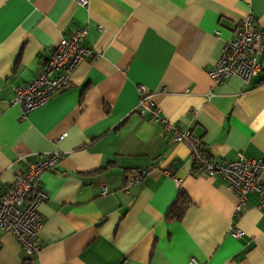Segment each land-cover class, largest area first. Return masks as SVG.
I'll return each instance as SVG.
<instances>
[{
	"label": "crops",
	"instance_id": "0c3cea01",
	"mask_svg": "<svg viewBox=\"0 0 264 264\" xmlns=\"http://www.w3.org/2000/svg\"><path fill=\"white\" fill-rule=\"evenodd\" d=\"M246 16L264 27V0H0V195L28 162L62 155L40 179L47 200L37 207L42 248L32 264H264L257 194L236 213L228 184L201 173L186 144L135 110L142 85L211 159L264 158V54L247 84L231 77L214 85L208 76ZM78 27L94 57L22 117L12 88ZM153 163L140 184L120 191L125 174ZM179 194L189 203L168 221ZM24 258L0 231V264Z\"/></svg>",
	"mask_w": 264,
	"mask_h": 264
},
{
	"label": "built area",
	"instance_id": "2783aa9c",
	"mask_svg": "<svg viewBox=\"0 0 264 264\" xmlns=\"http://www.w3.org/2000/svg\"><path fill=\"white\" fill-rule=\"evenodd\" d=\"M82 6L86 0H77ZM85 28H75L69 36L61 37L50 54L42 59L40 71L26 84L14 86L11 103L16 104L24 117L29 111L44 105L53 95L65 90L70 84V76L78 64L92 59L94 54L84 45ZM264 54V27L256 25L250 16L240 20L232 31V38L222 47L220 57L208 71L214 85L237 77L247 84L260 72L258 58ZM138 102L135 110L147 113L152 122H159L172 142H183L189 150L190 160L206 175H219L228 189L236 196L235 212H240L247 193L257 194V208L264 210V184L259 181L264 172V158L249 159L237 154L235 160L215 161L211 159L202 142L188 130L181 131L164 118L152 100V95L144 86H138ZM62 155L55 151L41 155L28 162L23 171L14 175L13 182L0 195V231L11 234L25 254L22 264H32L42 243L38 231L42 225L38 205L47 200L40 179L44 172L54 170ZM158 163L144 169L129 171L120 184L121 192L140 184L149 173L158 168ZM107 191L102 189V194ZM235 236L239 230L233 229ZM186 264H198L191 258Z\"/></svg>",
	"mask_w": 264,
	"mask_h": 264
},
{
	"label": "trees",
	"instance_id": "16d2710c",
	"mask_svg": "<svg viewBox=\"0 0 264 264\" xmlns=\"http://www.w3.org/2000/svg\"><path fill=\"white\" fill-rule=\"evenodd\" d=\"M189 203L186 197L179 194L177 200L172 204L166 214V220H178L183 214L187 204Z\"/></svg>",
	"mask_w": 264,
	"mask_h": 264
}]
</instances>
